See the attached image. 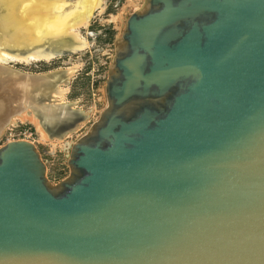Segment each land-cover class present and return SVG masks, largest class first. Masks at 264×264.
<instances>
[{
    "label": "water",
    "instance_id": "1",
    "mask_svg": "<svg viewBox=\"0 0 264 264\" xmlns=\"http://www.w3.org/2000/svg\"><path fill=\"white\" fill-rule=\"evenodd\" d=\"M104 88L57 183L32 141L0 145V264H264V0H144Z\"/></svg>",
    "mask_w": 264,
    "mask_h": 264
},
{
    "label": "rangeland",
    "instance_id": "2",
    "mask_svg": "<svg viewBox=\"0 0 264 264\" xmlns=\"http://www.w3.org/2000/svg\"><path fill=\"white\" fill-rule=\"evenodd\" d=\"M143 1L105 0V10L103 9L101 13L100 10L95 12L90 25L78 29L80 36L89 43L88 47L81 51L55 57L49 61L2 62L10 70V73L0 71L2 78L12 75L16 80L20 79V82H24L21 80L23 76H34L35 79L42 80L47 76H53L58 81L57 89L53 94L62 91L59 96L53 95L54 102L62 103L66 108L82 115V119L74 128L67 130L61 138H58L60 135L57 136L53 130L43 124L31 105L22 103V112L25 111L28 118H23L22 115L20 116L21 119L23 118L22 121L12 123L16 118L14 115L8 125L1 128L0 145L8 140L21 138L30 140L36 145L46 166V176L52 184L69 174L67 161L70 145L89 130L93 121L98 119L107 105L104 87L109 65L115 53V40L121 35L127 17L139 9ZM23 88L18 89L23 90ZM12 106L18 108L16 103ZM52 112V116L55 117L56 113ZM70 114L71 112L68 111L61 119L71 116ZM38 126L45 133V139L41 138Z\"/></svg>",
    "mask_w": 264,
    "mask_h": 264
},
{
    "label": "bare ground",
    "instance_id": "3",
    "mask_svg": "<svg viewBox=\"0 0 264 264\" xmlns=\"http://www.w3.org/2000/svg\"><path fill=\"white\" fill-rule=\"evenodd\" d=\"M104 4L105 0H0V63L49 61L83 50L89 43L80 36L78 29L87 26L95 12L105 10ZM0 71L10 73L9 69L2 66ZM21 78L24 82L16 80L12 75L3 78L0 76V131L14 115L16 118L12 123L28 118L26 112H22V103L25 105L23 101H26L27 104V100L31 98L28 88L35 81L32 77ZM11 86L15 87L13 91ZM21 87H24L23 90L18 89ZM11 103H16L18 108ZM43 109L46 111L44 120L51 121L54 118L53 112L45 107ZM67 112L63 108L58 113L59 118L64 117ZM38 130L41 138L45 139V133L40 128Z\"/></svg>",
    "mask_w": 264,
    "mask_h": 264
},
{
    "label": "flooded vegetation",
    "instance_id": "4",
    "mask_svg": "<svg viewBox=\"0 0 264 264\" xmlns=\"http://www.w3.org/2000/svg\"><path fill=\"white\" fill-rule=\"evenodd\" d=\"M24 103L26 104V101H24Z\"/></svg>",
    "mask_w": 264,
    "mask_h": 264
}]
</instances>
